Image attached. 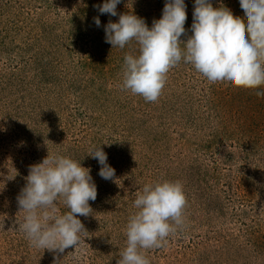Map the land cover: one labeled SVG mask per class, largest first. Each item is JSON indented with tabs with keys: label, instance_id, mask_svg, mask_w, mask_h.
I'll list each match as a JSON object with an SVG mask.
<instances>
[{
	"label": "rangeland",
	"instance_id": "rangeland-1",
	"mask_svg": "<svg viewBox=\"0 0 264 264\" xmlns=\"http://www.w3.org/2000/svg\"><path fill=\"white\" fill-rule=\"evenodd\" d=\"M211 2L245 17L239 2ZM103 3L0 0V264H117L135 192L164 180L183 185L185 226L166 247L147 250L150 264H264V96L256 95L264 85L210 83L181 60L158 100L146 102L122 89L125 55L138 56L139 45L105 42L104 26L119 15L101 14ZM162 3L121 0L117 12L151 29ZM194 3L185 0V42ZM100 145L113 180L89 156ZM49 151L91 169L97 186L92 212L77 216L86 244L63 253L32 247L15 230L29 166ZM57 208L69 211L62 200Z\"/></svg>",
	"mask_w": 264,
	"mask_h": 264
},
{
	"label": "clouds",
	"instance_id": "clouds-1",
	"mask_svg": "<svg viewBox=\"0 0 264 264\" xmlns=\"http://www.w3.org/2000/svg\"><path fill=\"white\" fill-rule=\"evenodd\" d=\"M120 3L104 0L96 8L101 14L119 15L118 22L109 20L104 26L106 43L120 49L133 40L139 45L138 56L125 55L123 90L142 96L146 102H156L167 73L181 60L192 64L210 83L228 82L248 89L264 85V0H239L244 18L223 5L214 8L211 0H195L192 35L186 42L181 40L187 35L185 0H166L162 18L154 20L151 29L131 12L118 14ZM94 22L97 27L101 24L99 17ZM256 95L264 96V91ZM101 145L93 147L89 156L101 165V178L113 180L115 169L107 163ZM90 172L80 161L50 151L42 162L29 166L27 183L16 198L19 213L26 215L15 230L25 235L30 246L63 253L74 245L77 249L86 244L88 232L77 216H89V201L97 199ZM134 195L138 211L129 217L126 247L117 264H150L147 250L166 247L168 238L185 226L187 201L179 181L145 184ZM60 200L69 209L64 214L58 213Z\"/></svg>",
	"mask_w": 264,
	"mask_h": 264
},
{
	"label": "trees",
	"instance_id": "trees-1",
	"mask_svg": "<svg viewBox=\"0 0 264 264\" xmlns=\"http://www.w3.org/2000/svg\"><path fill=\"white\" fill-rule=\"evenodd\" d=\"M160 1L163 2V3L160 4L159 7L162 6V5L165 6V2H166V0H165V1L160 0ZM231 1H232V2H235V3H238V2H239V0H231ZM228 96H230V95H228Z\"/></svg>",
	"mask_w": 264,
	"mask_h": 264
}]
</instances>
